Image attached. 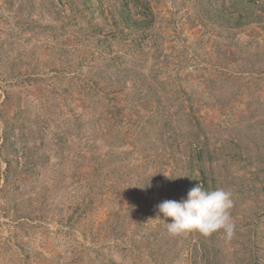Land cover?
<instances>
[{"label":"rangeland","instance_id":"obj_1","mask_svg":"<svg viewBox=\"0 0 264 264\" xmlns=\"http://www.w3.org/2000/svg\"><path fill=\"white\" fill-rule=\"evenodd\" d=\"M0 264H264V0H0Z\"/></svg>","mask_w":264,"mask_h":264},{"label":"clouds","instance_id":"obj_2","mask_svg":"<svg viewBox=\"0 0 264 264\" xmlns=\"http://www.w3.org/2000/svg\"><path fill=\"white\" fill-rule=\"evenodd\" d=\"M232 197L230 190L205 189L199 183L188 191L186 199L166 200L157 205L158 216L162 214L164 218H171V222L167 223V231L173 236L192 231L209 236L223 230L226 238L231 239L235 230L230 215L234 206Z\"/></svg>","mask_w":264,"mask_h":264},{"label":"trees","instance_id":"obj_3","mask_svg":"<svg viewBox=\"0 0 264 264\" xmlns=\"http://www.w3.org/2000/svg\"><path fill=\"white\" fill-rule=\"evenodd\" d=\"M261 16H262V14L260 13L259 16H256V18H253L250 22H259ZM106 38H107V36L104 37L105 40H106Z\"/></svg>","mask_w":264,"mask_h":264}]
</instances>
